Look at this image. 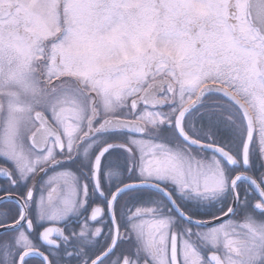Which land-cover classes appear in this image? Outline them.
<instances>
[{"label":"snow or ice","instance_id":"obj_1","mask_svg":"<svg viewBox=\"0 0 264 264\" xmlns=\"http://www.w3.org/2000/svg\"><path fill=\"white\" fill-rule=\"evenodd\" d=\"M0 264H264V0H0Z\"/></svg>","mask_w":264,"mask_h":264}]
</instances>
